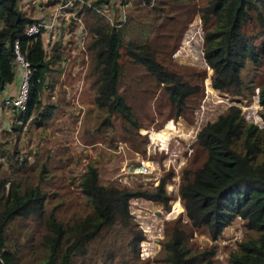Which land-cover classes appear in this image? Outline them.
Segmentation results:
<instances>
[{
    "label": "trees",
    "instance_id": "1",
    "mask_svg": "<svg viewBox=\"0 0 264 264\" xmlns=\"http://www.w3.org/2000/svg\"><path fill=\"white\" fill-rule=\"evenodd\" d=\"M109 2L90 0L100 6ZM82 6L97 12L92 5ZM195 9L201 17L202 51L211 69L212 86L233 94L252 89L251 84L244 83L241 71L247 61L264 68V0H206L196 4ZM188 18L183 20V28ZM33 19L21 10L17 0H0V92L15 75V39L31 67L25 108H0L10 114L9 120L1 121L3 132H20L33 112L40 114L38 122H44L54 110L53 103L41 102L40 94L51 61L60 55L55 51L59 42L51 54L45 52L39 34L25 33ZM91 26L88 46L96 69L94 101L106 109L105 122L117 114L138 125L131 104L119 89L122 48L127 58L145 67L156 85H163L175 114L186 111L190 96L199 94L201 85L194 80L201 79L204 71L188 65L189 77L178 72L171 67V61H165V55L171 52L166 46L153 47L147 41L125 39L120 27L97 14ZM253 28V32L248 31ZM257 36L260 40H256ZM177 45L178 41L170 48ZM258 88L264 105V80ZM7 94L12 93L4 95ZM196 141L206 148V157L196 168L183 170L178 187L187 217L193 225L205 226L216 238L226 224L240 215L255 235L238 241L229 253L228 264H264V125L245 119L241 107L230 103L198 128ZM5 143L6 140L0 142V264H21L18 254L24 252L33 255L37 264H86L88 256L101 259V264H115L124 232L135 253L144 237L132 220L130 197L142 195L168 205L165 181L170 172L151 188H130L100 182L96 163L88 162L78 183L91 210L77 213L73 197L47 201L43 184L50 174L46 161L19 160L15 156L16 144L4 146ZM166 233L162 241L165 264H219L210 255L213 249H195L186 242L185 228L177 220L171 221Z\"/></svg>",
    "mask_w": 264,
    "mask_h": 264
},
{
    "label": "rangeland",
    "instance_id": "2",
    "mask_svg": "<svg viewBox=\"0 0 264 264\" xmlns=\"http://www.w3.org/2000/svg\"><path fill=\"white\" fill-rule=\"evenodd\" d=\"M205 1L110 0L95 12L81 6V0H17L21 10L35 19L49 16L55 5L68 2L67 12L57 17L58 31L52 35L43 33L40 37L42 48L48 54L59 42L55 51L60 55L51 61L40 94L43 104H54L52 115L40 123V114L33 112L21 131L16 133L10 129L3 132L1 121L9 120L10 114L0 111V142L6 140L4 146L16 144L15 156L19 160L27 158L36 159L38 163L42 160L47 162L50 179L43 184L47 201L73 197L77 213L89 212L91 207L85 203L86 198L78 183L88 162L96 163L100 182L130 188H151L161 176L170 172L165 181L170 196L168 205L142 195L130 197L132 220L142 229L144 237L135 253L128 245V233L124 232L123 245L115 264H165L162 241L173 220L185 228L186 242L192 248L207 249V252L213 249L210 255L219 264H228L229 253L237 247L238 241L255 235L246 226L245 219L236 215L216 238H212L205 226L191 223L179 194L183 170L196 168L206 157V148L196 141V131L201 124L213 120L230 103L241 107L245 119L260 125L264 123V105L258 102V87L264 80L262 65L247 61L241 74L244 83L253 87L243 93L222 92L211 85V69L202 51L201 17L195 9L196 4ZM183 4L188 6L183 7ZM119 11L125 14L122 21L118 20ZM95 14L120 27L125 39L147 41L153 47L166 46L171 52L165 55L166 60L163 59L171 61L174 64L171 67L186 77H189L188 65L204 71L201 79L194 80L201 85V90L199 94L190 96L186 111L175 114L163 85H156L145 67L127 58L122 48L119 89L131 104L138 125L134 126L117 114L110 117V122H105L106 109L98 107L94 101L96 69L88 46ZM185 18L188 19L183 28ZM248 31L253 32L254 28ZM256 40L260 37L257 36ZM177 41V47L170 48ZM157 53L162 56V53ZM17 74L15 71L11 82L13 87L18 84ZM76 137L81 142H76ZM141 155L153 159L154 169L130 178L125 169L130 161ZM71 166L75 169H68ZM148 226L154 230L159 228L157 241L148 238L149 231L143 229ZM13 232H16L15 228ZM18 255L21 264L38 262L30 253ZM88 258L86 264H101V259Z\"/></svg>",
    "mask_w": 264,
    "mask_h": 264
},
{
    "label": "built area",
    "instance_id": "3",
    "mask_svg": "<svg viewBox=\"0 0 264 264\" xmlns=\"http://www.w3.org/2000/svg\"><path fill=\"white\" fill-rule=\"evenodd\" d=\"M83 3L92 5L96 10H100L102 7L100 5L91 4L90 0H81V5ZM67 6H68V2L58 3L57 5L54 6L49 16H42L28 23V25L25 28V32L27 34H35L40 32L41 35L43 33H46V35H52L53 33H56L58 31V25H59V20L57 19V17L61 13L67 12L68 9ZM124 17H125L124 12L119 11L118 20L122 21ZM14 52H15V56L12 60L13 66L16 71L18 72L20 71V75H18L19 80L17 84V89L15 93L7 94L2 97L0 101V108L5 107L8 108L9 110L18 111L16 109H22L25 108L26 106L28 92H29V77L31 72H30V62L24 56L23 52L20 50L18 38L15 39L14 41ZM258 125L260 126V124ZM76 142H80L78 137H76ZM153 169H154L153 159L149 156L141 155V156H137L135 160L130 161L125 171L126 174L130 178H132L139 174L150 173L152 172ZM148 227L149 228H145V227L143 228L144 231L146 230L149 231L148 238L151 239L154 238V240L157 241V239L160 237L159 228L154 230L152 229L151 226Z\"/></svg>",
    "mask_w": 264,
    "mask_h": 264
},
{
    "label": "crops",
    "instance_id": "4",
    "mask_svg": "<svg viewBox=\"0 0 264 264\" xmlns=\"http://www.w3.org/2000/svg\"><path fill=\"white\" fill-rule=\"evenodd\" d=\"M12 82V81H11ZM11 82H8L5 86V88L0 92V95H4L7 92H14L16 90V86L13 87L11 85Z\"/></svg>",
    "mask_w": 264,
    "mask_h": 264
},
{
    "label": "clouds",
    "instance_id": "5",
    "mask_svg": "<svg viewBox=\"0 0 264 264\" xmlns=\"http://www.w3.org/2000/svg\"><path fill=\"white\" fill-rule=\"evenodd\" d=\"M82 5H83V4H82ZM82 5H81V6H82ZM34 19H35V18H34ZM34 19H33V20H34ZM33 20H32V21H33ZM29 23H30V22H29ZM27 25H28V24H27ZM27 25H26V26H27ZM25 28H26V27H25ZM25 33H26V32H25ZM26 34H27V33H26ZM35 34H39L40 37H41L40 32L35 33ZM14 41H15V40H14ZM13 44H14V43H13ZM19 47H20V45H19ZM23 54H24V53H23ZM24 56H25V55H24ZM18 79H19V78H18ZM211 85H212V84H211ZM16 89H17V87H16ZM15 92H16V90H15L14 92H11V93H15ZM3 96H4V95H1V97H3ZM258 101H260V100L258 99ZM4 111H9V109H8V108H5ZM261 116H262V114H261ZM262 117H263V116H262ZM263 119H264V117H263ZM255 123H256V122H255ZM256 124H257V123H256ZM201 125H202V124H201ZM201 125H200V126H201ZM257 125H258V124H257ZM263 125H264V123H263L262 125H260V127L263 126ZM200 126H199L198 128H200ZM258 126H259V125H258ZM197 130H198V129H197ZM196 132H197V131H196ZM79 140H80V139H79ZM80 142H81V140H80ZM159 181H160V179L158 180L157 183H159ZM157 183H156V184H157ZM156 184H155V185H156ZM155 185H153V186H155ZM165 188H166V185H165ZM166 190H167V189H166Z\"/></svg>",
    "mask_w": 264,
    "mask_h": 264
},
{
    "label": "water",
    "instance_id": "6",
    "mask_svg": "<svg viewBox=\"0 0 264 264\" xmlns=\"http://www.w3.org/2000/svg\"><path fill=\"white\" fill-rule=\"evenodd\" d=\"M159 211H157V213H158Z\"/></svg>",
    "mask_w": 264,
    "mask_h": 264
}]
</instances>
